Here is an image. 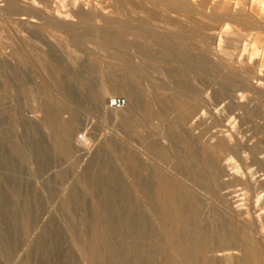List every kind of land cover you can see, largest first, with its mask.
<instances>
[{
	"label": "rangeland",
	"instance_id": "rangeland-1",
	"mask_svg": "<svg viewBox=\"0 0 264 264\" xmlns=\"http://www.w3.org/2000/svg\"><path fill=\"white\" fill-rule=\"evenodd\" d=\"M8 1L0 0V264H189L191 253L178 254L172 246L163 209V193L173 180L167 160L172 125L185 119L195 136L209 129L197 141L203 150L211 134L242 115L235 103H264V8L252 0H207L205 13L215 19L198 21L166 11L158 0H84L85 12L104 8L114 20L111 30L143 47L127 50L128 68L94 33L103 21L84 24L75 15L57 16L53 0L37 5L17 0L15 9ZM226 26L244 34L223 38L222 46L237 53L227 59L228 68L217 46ZM188 30L195 34L183 33ZM161 39L192 63L170 59L158 45ZM242 43L252 45L248 52L240 49ZM176 73L185 82L178 89L172 82ZM124 82L141 92V110L131 107ZM104 86L110 96L100 99L95 111L93 89L100 94ZM114 97L124 98L126 106L110 107ZM152 111L162 118L151 117ZM158 124L165 138L156 131ZM151 147L167 159L160 162ZM160 177L165 182L159 183ZM141 179L155 184L153 197ZM207 202L208 211L215 207ZM181 237L184 241L182 229ZM215 254L202 250L194 262L215 261ZM217 263L225 264L221 258Z\"/></svg>",
	"mask_w": 264,
	"mask_h": 264
},
{
	"label": "bare ground",
	"instance_id": "bare-ground-1",
	"mask_svg": "<svg viewBox=\"0 0 264 264\" xmlns=\"http://www.w3.org/2000/svg\"><path fill=\"white\" fill-rule=\"evenodd\" d=\"M30 1H31V3H34L35 5H37L39 3V1L37 3V0H30ZM53 1H55V3H56L54 9H55L57 16L62 17L65 15L66 17H69V16L75 15L79 18L80 23H84V24H86L85 23L86 21L94 20V19H96V20L98 19L100 21H103L104 25L98 26V24H97V26L95 27L96 32H94L96 34L97 38L99 39V42L103 45H111V46H109V48H114V53L112 52L113 55H115V57H117L118 59L122 60L125 63L126 67L131 68V65H132V63H131L132 61H131V57H130L131 55L127 52V50H129V49L131 50V49L135 48V49H138L141 51V50H143V47L140 45H137L135 42H131L130 40H132V39L130 38V40H129L127 35H125L124 33L111 30L112 25L114 23V20L112 21L111 20L112 18L108 19V17L105 16L106 12H101L102 10H104V8H102V10H101L99 8V6H97L96 10L95 9L90 10V11L88 10V12L87 11L85 12L84 0H53ZM195 1L196 0H158L157 2L162 4L166 11L174 12L177 14H184L189 19L194 18V19H198V21H201L200 19H215L214 16H212V15L210 16L207 13H205L204 5H205L207 0H203L201 3H199V2L194 3ZM8 2H10L11 8H14V9L16 8L15 5L17 3V0H9ZM143 2H144V0H143ZM136 3H137V1H136ZM252 3L258 4L259 7L264 8V0H252ZM124 4L127 5L126 3H124ZM137 4H139V3H137ZM131 5H132V3H131ZM213 5L214 4H212L211 6H213ZM39 6H41V5H39ZM140 6H142V5H140ZM233 6H235V5H233ZM7 7H9V6H7ZM17 7H19V6H17ZM126 7L127 6H125V8ZM138 8H141V7H138ZM156 8H158V7H156ZM46 9H48V8H46ZM147 9H148V7H147ZM149 9H151V8H149ZM233 9L235 11V8H233ZM25 10H23V11L25 12ZM144 10H143V12H144ZM151 10H153V7ZM155 13H153V15ZM215 13H217V12H215ZM121 15L125 16V13L121 14ZM144 15H146V14H144ZM160 15H161V13H160ZM134 16H135V14H134ZM147 16H148V14H147ZM156 16H158V15H156ZM166 16H168V15H166ZM216 16H218V15H216ZM24 17H25V15H24ZM223 17L224 16L222 15V18ZM113 18H115V17H113ZM131 18L133 19L132 16H131ZM21 21H22V19H21ZM232 21H234V20H232ZM126 23H127V25L129 24V22H127V21H126ZM126 23H124V24H126ZM118 24L120 25V23H118ZM263 24H260V25H263ZM228 26H226L225 29L221 28V30L219 32V36L217 35L219 37V39H218L219 41L217 43L218 49H220V52L225 57L224 60L220 59V61L222 62L223 66H225V67L227 65L229 66V64L227 63L228 62L227 59L232 58L236 52L222 46L223 38L227 39L228 41H233L234 37H231L230 35L236 36L237 38H240L244 35L242 33H239L238 31L231 32L229 29L230 26L229 27ZM237 26H238V24H237ZM237 26H235V27H237ZM209 27H211V26L209 25ZM117 28H119V27H117ZM167 32H168V30H167ZM183 33L184 34L186 33L187 36L191 37L195 34V31L194 30H188V31H185ZM251 39H252V37H251ZM138 41H137V43H138ZM235 41H236V39H235ZM201 42H202V40H201ZM161 43L162 44L158 43L159 47H161V49H164L166 51V54H168L170 59H172L173 61L179 62V61L183 60L186 62H191L189 57L183 56L184 53L181 54L182 53V52H180L181 50L180 51L177 50L170 42L164 41L161 39ZM199 44H201V43H199ZM160 45H162V46H160ZM186 46H187V44H186ZM249 46H250V43H244V44L242 43L240 45V49L242 50V52H248ZM251 46H250V48H251ZM203 47H204V45H203ZM191 48H192V46H191ZM207 48H208V46H207ZM252 48H254V47H252ZM263 49H264V45H263ZM212 52H214V51H212ZM255 54H256V52H255ZM200 59L202 61L205 60L204 58H202V56L200 57ZM260 59L262 60V55H261ZM261 62H263V61H261ZM228 66H227V68H228ZM58 67H56V68H58ZM114 73H116V72H114ZM131 74H133V72ZM107 75H110V74H107ZM179 75L181 76L180 73H179ZM179 75L176 73V76L174 75L173 77L175 78V77H178ZM74 78H75V76H74ZM77 78H79V77H77ZM227 78L232 81L235 78V76H234V74H231ZM108 79H109V76H108ZM114 79H115V77H114ZM258 79H260V78H258ZM73 82H75V81H73ZM79 82H81V80H79ZM108 82H109V80H108ZM172 82H173L175 88H177V89L182 87V84L185 83L183 80H181V78H175V79H173ZM257 82H258V85L261 84V82H259V80ZM251 83H252V81H251ZM85 84L89 86L88 82H85ZM245 85H247V84H245ZM123 87H121V88H123L127 91L128 96L132 102L131 107H136L138 110H141V107H142L141 105L144 104L143 103L144 100L140 94L141 92H139L135 86H133L129 83H125ZM139 89H140V86H139ZM93 90L95 93V95H93V96H96V98H95V102H94L95 104L93 105L92 108L95 109V111H96V110H98V108H96V107H97L99 100L104 98L105 95H108V96H110V95L108 94V89L105 88V86H104L103 92H101L100 94H98V93L96 94L95 88ZM256 92H258V91H256ZM178 97L181 98V95L178 94ZM91 98H93V97H91ZM156 104L158 105V103H156ZM235 104H237V105L235 106L234 109L240 110V112L243 111V112H241L242 115H240L239 119L231 117L230 119L227 120V123H225L226 125L222 126L223 128H221V129L217 130L215 133L211 134L209 136V138L205 141L208 144V146H206L203 150L199 149V147L197 145V141L203 140L204 135H206V133L209 129L205 130L204 132H201L198 136L192 135L190 130L194 129V125H191L190 127H188V122L185 119L182 121L177 120V122H175L172 125V135H171L172 139L170 142V148L172 150V156L170 158H168V159L165 158L163 156V154L157 150L156 147L149 148V149L155 150V152L157 154V158H158V160H160V162L164 161L163 159L168 160V166H169V169L172 173L173 180L170 182L169 193H163L164 194L163 195V197H164L163 209L165 210L166 214L168 215V218H167L168 219V225L167 226H168L170 234L174 238V242H172V246L178 254H180L183 249H185L186 250L185 252H187L188 254L191 253L189 264H197V261L194 262V258L197 255V253L202 251V250H205V251L208 250L210 253H213V254L216 253L214 256L215 261H212L210 259V260H208L207 264H218L217 258L223 259L225 264H264V103H260L258 105L238 104V103H235ZM99 108H100V104H99ZM159 108H162V107H159ZM161 110H163V108ZM152 113H154V112L153 111L150 112L151 117L155 116V115L161 117L160 112H158V114L154 113V115ZM234 114H235V111H234ZM244 114L249 115V116H247V117L243 116ZM145 115H143V116L146 117ZM162 116H163V114H162ZM115 117L122 119V120L125 119L124 115H122V114L119 115L118 113L115 114ZM152 121H154V120H152ZM217 125H218V123H217ZM156 131L158 133H160L162 135V137H164V138L166 137V131L163 129V126L161 124H158V126L156 127ZM135 133L136 132H134V134ZM69 148H71V147H69ZM67 150H69V149H67ZM188 152H190L191 155ZM224 178H226V179H224ZM145 180L141 179V184L143 185V187L148 188L149 197H153L155 195V192H154V188H155L154 185L155 184L154 185H152L151 183L147 184L148 181L147 180L145 181ZM153 182H155V180ZM158 182L163 183V182H165V180H164V178L160 177ZM208 200L210 201V203H214V205H215V207L214 208L211 207L209 209V211L207 210L208 207L210 206L209 203L207 202ZM212 206H213V204H212ZM206 219L209 221V224L205 223ZM25 220L29 221L26 218H25ZM23 222L25 224H27L25 221H23ZM24 226L25 225H23V227ZM125 227H126V225H125ZM26 228H27V226H26ZM27 229H25V233H26V231L29 230V229L28 230ZM181 229H182V233L184 235V241L185 242L183 241V239L181 237ZM23 231H24V228H23ZM146 233H148V232H146ZM150 233H148V235ZM26 234H28V232ZM219 252H223V253L226 252V253L225 254H218ZM239 253H240V256L238 258H236V255ZM200 257H201V255H200ZM199 260H200V258H199ZM201 262L202 261H200L199 264H201Z\"/></svg>",
	"mask_w": 264,
	"mask_h": 264
},
{
	"label": "built area",
	"instance_id": "built-area-1",
	"mask_svg": "<svg viewBox=\"0 0 264 264\" xmlns=\"http://www.w3.org/2000/svg\"><path fill=\"white\" fill-rule=\"evenodd\" d=\"M109 106L116 109L123 108L126 106V100L122 97H114L109 100Z\"/></svg>",
	"mask_w": 264,
	"mask_h": 264
}]
</instances>
